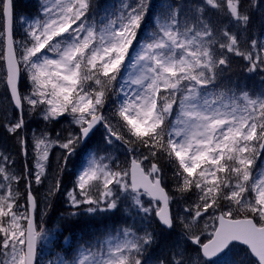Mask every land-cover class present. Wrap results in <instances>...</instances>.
<instances>
[{
  "label": "snow or ice",
  "instance_id": "snow-or-ice-1",
  "mask_svg": "<svg viewBox=\"0 0 264 264\" xmlns=\"http://www.w3.org/2000/svg\"><path fill=\"white\" fill-rule=\"evenodd\" d=\"M93 6V0H45L37 17L25 18L17 16L14 0H0V63L8 101L3 127L27 156L20 135L27 116L46 122L70 116L76 126L62 140L46 133L35 138L36 171L24 176L12 171L10 157L0 152V264H37V243L45 233L36 220L38 201L29 178L42 183L53 145L63 150L62 172L99 128L106 131L105 144L119 141L140 156L123 169L111 165L112 157L92 156L68 193L72 216L82 206L88 215L118 211L123 195L138 213L154 216L162 230L180 228L169 264H236L229 257L237 247L264 264V160L257 163L264 154V94L210 91L232 57L247 61L249 72H264V43L251 40L250 48L243 46L241 36L214 28L203 16L207 7L237 27L247 26L243 0H204L195 19L186 15L183 24L180 5H169L139 51L135 45L151 0L122 4L118 16L100 26L89 22ZM17 20L24 27L20 39ZM117 84L124 98L110 118L105 109L110 94L118 95ZM8 109L14 120H8ZM161 160L173 168L175 195L164 186ZM21 179L29 189L24 205L14 190ZM60 187L57 180L49 195ZM177 197L185 204L183 216L170 210ZM119 235L56 264H142L153 233L124 228Z\"/></svg>",
  "mask_w": 264,
  "mask_h": 264
},
{
  "label": "rangeland",
  "instance_id": "rangeland-1",
  "mask_svg": "<svg viewBox=\"0 0 264 264\" xmlns=\"http://www.w3.org/2000/svg\"><path fill=\"white\" fill-rule=\"evenodd\" d=\"M135 2L136 0H93L94 6L89 13V22H95L97 26H100L102 22H105V18L115 19L121 10L122 4H134ZM43 3H45V0H39L40 8ZM243 3L245 10L250 16V21L247 26L237 27L234 20L230 21L229 17L224 15L222 12L207 8L206 6V10L203 13V16L211 23L214 28H223L226 30H230L232 33L241 36L243 38L242 45L250 48L251 40H257L258 42L264 43V35L261 36V34L255 32L257 31L261 33L260 29H264L263 18L262 21L257 19V17H260L258 16L259 13L264 14V0H243ZM169 5H180V20L181 24H183L186 15L190 16L193 20L195 19V17L198 15L196 8L198 6H204V0H151V7L145 20V24H147L149 27H145V24L142 27V30L139 33L140 43L135 45L136 51L140 50L141 45L150 41L156 19L161 17L162 10L167 8ZM38 13H40V10ZM18 17L25 16L20 15ZM258 25H260L259 28ZM14 28L16 38H22L24 35V27L19 20L16 21ZM136 51L132 52V57H135ZM253 54L256 55L257 53L254 52ZM261 55L264 56V53H261ZM234 58L236 61H239L237 62L238 64L234 61ZM231 62L233 67L225 69L226 72H224L227 73V75L223 74L219 78V80L217 81V86L210 89L211 92L228 91L230 89L231 92L240 95L242 92L246 91L253 98L264 94V72H261L259 69L254 72H249L247 69V61L242 60L239 57H232ZM235 69H241V71L238 73H230L231 70L234 71ZM128 71H131V69L125 71V77H127ZM122 83L123 81H120V84ZM120 84L116 85L118 91L117 101L124 98L123 93L120 91ZM130 87L134 86L130 85L128 87H125L124 91H129ZM23 89H26V82L22 83V90ZM14 119L15 117H13V119L11 120ZM36 121L40 122V124L43 125L35 124ZM75 131L76 126L72 122V118L70 116L61 117L58 120L52 122L43 121L42 118L37 115L27 116L26 127L21 131L20 135L27 141L28 155L24 156L21 153L19 146L17 151L22 155L20 169L18 170L17 168H12L10 166L9 168L17 175L21 176L26 175L29 169L32 172H35L36 160L32 147L35 138L39 137L42 133H46L51 140H62L67 137L69 133ZM104 135H106L105 129L99 128V130L94 136L91 137V139H89L84 145H81V147L78 148L77 154L71 157V163H69L62 172L59 170L58 161L60 160L63 150L58 146L53 145L49 152V158L46 165L45 175L42 177V183L36 184L34 178H29L30 191L38 201L36 220L45 233V235L38 241V264H56L58 258L64 257V255L59 256L58 251H56L52 246V243L55 239L56 230L54 228L51 229V226L48 227L49 223H47L46 218L48 215L47 213H49L54 203V197L58 193V191H56L53 195H49V190L53 187L56 181H61V187L59 191L63 190L65 192L64 194H62V199L65 201L64 203L68 204L65 205L69 209H72L70 210V212H72L75 211V209L72 208L68 201V193L73 189L75 176L84 167L87 166L92 156H96L97 158H99L100 156L112 157L111 165H118L121 169L127 167L130 164V158H139V152L135 154L129 152L128 149L119 141H114L112 145L105 144L102 141V136ZM0 152H3L7 155V150L3 148L1 144ZM262 160H264V154L261 155V159L258 160L257 163L260 164ZM11 165H13L12 162ZM171 179L172 178H170V180ZM164 184L167 185L166 190L169 192V194L175 195L174 180L171 182L164 180ZM16 189H18V187L14 185V190ZM143 199L147 204V198L144 197ZM19 202L21 205H23L21 198ZM151 206L155 208L154 203ZM184 206V201L177 197L176 199L171 201L170 210L172 211L173 215L183 216L185 215V213L183 212ZM84 207L86 206H82L79 214L76 215L77 217L86 218L94 217L96 215L109 216L111 218L112 225L110 226L108 231L100 232V237L98 239L88 240L87 236H90L91 234H87L84 235L85 241L83 242V244L77 242L68 243L67 247L63 248L62 251H67L68 247H71L68 252V254H70L67 259H63L71 260L75 257H78L80 252L83 251L86 247L92 246L95 249L96 246L105 244L108 239L116 237L117 234H120L119 238H122V230L124 228H128L136 232L138 235H143L145 231H150L154 235L153 244L147 247V249L140 256L142 264H161L159 258L160 256L165 257L168 262L167 264H169V262L171 261L173 245L175 242L180 240L181 230L179 227H177L174 231H171L170 237L168 236L169 242L162 245L160 243L156 245L157 242H161L159 241V236H161V231L159 229L161 228L158 226L155 217H146L143 213H138L137 210L132 206L131 201L125 199L123 195L121 196V200L119 202V210L115 212H99L94 215H88L83 211ZM21 211H23V208H21ZM53 219V217L49 218V222ZM46 223L47 227H45ZM212 223V221H208V231L211 230ZM201 228H203V223L201 224ZM58 236L59 235H57L56 239H58ZM181 243H183V241H181ZM236 253L239 252L235 250L234 254ZM189 254L194 253H191V251L189 250ZM230 256H232V254H230ZM237 260L242 262L243 258L237 257Z\"/></svg>",
  "mask_w": 264,
  "mask_h": 264
},
{
  "label": "trees",
  "instance_id": "trees-1",
  "mask_svg": "<svg viewBox=\"0 0 264 264\" xmlns=\"http://www.w3.org/2000/svg\"><path fill=\"white\" fill-rule=\"evenodd\" d=\"M15 4V10L17 16H25L28 18H33L35 16L39 15V0H14ZM260 13L258 14V16ZM259 19V17H257ZM260 25H258L259 28ZM145 27H149L147 24H145ZM261 34L264 32L262 29H260ZM263 31V32H262ZM256 33L260 34V32L255 31ZM140 35V34H139ZM16 36V35H15ZM234 61L237 63L239 61H236L234 58ZM238 64V63H237ZM242 66V65H241ZM230 67H233L232 62ZM241 69H235L234 71H230V73H238ZM226 72V71H225ZM227 75V73H225ZM238 80V79H237ZM236 82V81H235ZM115 92L118 93L117 88L115 86ZM6 95L5 88L3 84V66L2 63H0V144L7 150V155L10 157V167L20 169L21 161H22V155L17 151L19 144L18 141L9 133H7L6 129L3 127L4 117H5V109L7 108L8 101L4 98ZM118 95H112L110 94V99L106 105L105 109V115H108L111 118V114L114 111L116 107ZM14 113L11 109H8L7 111V118L8 120L13 119ZM113 124L116 123L115 119H112ZM35 124L37 125H43L40 124V122L36 121ZM45 126V124H44ZM43 126V127H44ZM144 151V150H142ZM11 162L13 165H11ZM161 166L164 169V180L165 181H173V168L168 165L163 160L160 161ZM8 166V167H9ZM170 178H172L170 180ZM22 184V185H21ZM22 186V187H20ZM165 188H167V185L164 184ZM19 192L21 193V200L23 205L26 203V181L23 179L20 181L18 185ZM65 192L58 191V193L55 195L54 203L51 207V210L49 211L47 215V223H51L56 230L58 236V239H55L52 243V246L56 251H58L59 255H68V252L70 249H67V251H62L63 248L67 247L68 243L77 242L80 244H83L85 241L84 235L91 234L90 236H87V239L89 240H95L98 239L100 236V232H106L109 230L110 226L112 225L111 218L109 216L104 215H98L95 217H77L72 216L70 214V209H68L67 206H65V203L62 199V194ZM54 218L52 221L49 222V218ZM46 223V224H47ZM161 236H159V241L156 245L159 243L166 244L169 242V237L171 234L170 232H165L161 229ZM169 236V237H168ZM90 237V238H89ZM164 237V238H163ZM68 239V240H66ZM71 248V247H70ZM239 253L232 254V256L229 257V259L236 262V264H255L250 257L241 250L240 247H237L236 249ZM59 257V256H58ZM237 257H242L243 260L238 261ZM160 261H163L164 264H167V260L165 257L160 256Z\"/></svg>",
  "mask_w": 264,
  "mask_h": 264
},
{
  "label": "water",
  "instance_id": "water-1",
  "mask_svg": "<svg viewBox=\"0 0 264 264\" xmlns=\"http://www.w3.org/2000/svg\"><path fill=\"white\" fill-rule=\"evenodd\" d=\"M131 161V160H130Z\"/></svg>",
  "mask_w": 264,
  "mask_h": 264
}]
</instances>
